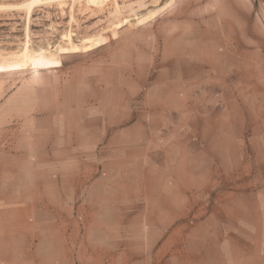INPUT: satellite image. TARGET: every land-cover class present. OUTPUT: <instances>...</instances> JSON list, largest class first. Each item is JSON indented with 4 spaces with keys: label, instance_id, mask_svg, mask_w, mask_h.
<instances>
[{
    "label": "rangeland",
    "instance_id": "obj_1",
    "mask_svg": "<svg viewBox=\"0 0 264 264\" xmlns=\"http://www.w3.org/2000/svg\"><path fill=\"white\" fill-rule=\"evenodd\" d=\"M0 264H264V0H0Z\"/></svg>",
    "mask_w": 264,
    "mask_h": 264
},
{
    "label": "crops",
    "instance_id": "obj_2",
    "mask_svg": "<svg viewBox=\"0 0 264 264\" xmlns=\"http://www.w3.org/2000/svg\"><path fill=\"white\" fill-rule=\"evenodd\" d=\"M125 133H120L118 136H115L114 139L112 140H107V147L104 149H101L100 151H96L98 154L97 156H110V157H122V156H127L130 155L135 151V148L138 143V137H125ZM127 142L125 146L121 145V142ZM105 142H102L103 144ZM78 146H72L70 147V153L75 154L78 150ZM95 152V153H96ZM89 153V152H88ZM163 180V176L160 177L158 180V185L156 186V198L151 197V200L154 202L155 205H157V199L160 197H167V198H175V201L173 204L168 208V207H163V206H156L157 209L161 212L158 216L160 218V223H169L170 221L174 220V218H178L182 213L183 208L185 207V202H184V191H183V186H173V185H168L165 186ZM182 185V183H181ZM186 195V194H185ZM137 196V195H136ZM41 206V205H40ZM150 221L152 223H155V216L150 217Z\"/></svg>",
    "mask_w": 264,
    "mask_h": 264
}]
</instances>
